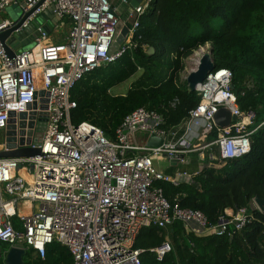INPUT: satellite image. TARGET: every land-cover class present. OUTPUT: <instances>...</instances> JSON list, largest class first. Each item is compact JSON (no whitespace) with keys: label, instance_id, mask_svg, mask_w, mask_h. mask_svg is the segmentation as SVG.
<instances>
[{"label":"built area","instance_id":"1","mask_svg":"<svg viewBox=\"0 0 264 264\" xmlns=\"http://www.w3.org/2000/svg\"><path fill=\"white\" fill-rule=\"evenodd\" d=\"M41 1L0 0V13L18 5L22 16ZM150 1L131 7L121 0L131 24L112 54L109 50L121 21L112 0H43L15 32L51 8L55 19L68 21L64 42L48 43V32L41 24L28 34L34 35L32 46L16 50L13 57L0 42V151L8 150L11 113L14 149L40 151L32 157L0 158V242L30 251L41 260L56 242L67 248L72 264H141L143 250L133 245L145 227L167 229L178 222L194 235L231 238L254 219L252 211L264 216L252 200L237 213L226 210L217 224L210 225L203 213L180 207L177 199L171 203L155 186L156 182L177 184L182 177L191 181L197 173L159 171L153 158L162 156L170 166H177L191 154L204 161L206 150L209 159L221 161L249 152L250 137L264 122L248 128L255 114L239 108L228 69H214L206 76L196 91L198 104L178 126L167 127L162 113L143 107L128 113L112 137L88 122H71L76 107L72 89L93 71L136 51L139 19ZM15 24L1 20L0 34ZM220 108L237 117L228 128L215 124ZM22 113L26 116L20 119ZM138 132L145 135L140 140L135 138ZM211 134L215 137L206 141ZM151 135L161 139L159 146H147ZM212 150L217 152L215 157ZM150 251L161 261L171 246L165 240Z\"/></svg>","mask_w":264,"mask_h":264},{"label":"trees","instance_id":"2","mask_svg":"<svg viewBox=\"0 0 264 264\" xmlns=\"http://www.w3.org/2000/svg\"><path fill=\"white\" fill-rule=\"evenodd\" d=\"M263 14L264 0H151L139 19L135 40L141 38L136 51L93 71L72 89L76 107L70 113L71 122H88L112 137L128 113L143 107L162 113L169 128L180 125L199 102L198 93L190 91L180 78L185 60L208 44L214 69H228L233 74L239 108L255 114L248 128L262 124ZM215 21H220L218 27L213 26ZM148 47L154 48L153 54L146 53ZM139 71V80L125 95L109 93ZM250 141V150L242 157L227 161L206 157L191 181L156 182L155 186L171 203L177 199L180 207L200 211L215 225L226 210L237 213L255 197H264V123ZM252 212L254 219L231 238L194 235L177 222L167 229H141L133 247L143 250L141 264H264V216ZM165 240L171 251L158 261L150 250ZM6 247L0 242L1 253ZM23 260L24 264H72L67 248L56 242L47 247L44 260L30 251Z\"/></svg>","mask_w":264,"mask_h":264},{"label":"water","instance_id":"3","mask_svg":"<svg viewBox=\"0 0 264 264\" xmlns=\"http://www.w3.org/2000/svg\"><path fill=\"white\" fill-rule=\"evenodd\" d=\"M43 1V0H42ZM41 1V2H42ZM128 4L131 7L137 6L138 3H140L142 0H126ZM41 2L34 7V9L30 10L28 13L21 16V9L18 14V16L13 20L15 21L14 27L11 29H8L0 34V42L2 43V46L6 52V54L9 57H13L16 50L19 49H26L31 44L29 42L21 41L23 38L30 34L33 29L40 24L45 18L48 19H55V17L52 14V9L48 8L46 9L41 15H39L35 21H33L27 28L22 29L19 32H15L26 20V18L41 4ZM20 8V6H19ZM44 29L50 30L49 25H45ZM127 26L123 25L121 21H119L117 25V35L115 37V40L113 42V45L110 47L109 53L112 54L118 47L123 43L125 35L127 33ZM34 36V35H33ZM147 54L151 55L154 53L153 47H148ZM214 64L211 58V50L209 48L208 52H205L201 55V57L198 60V63L196 67L187 75L186 77V83L188 86V89L190 91H197L198 87L202 84V82L205 80L206 76L211 73L214 70ZM30 108V107H29ZM10 120L9 125L7 127V151H0V158H25V157H32L35 155H38L40 153L39 149H32V148H17L14 149V138L13 135H15L14 129H15V120H14V114H10ZM25 113H22L19 115L20 119H23L25 117ZM237 117L233 116L230 111L226 108H220L216 115L214 116L215 124L219 128H228L232 122L236 121ZM19 128L21 129L20 134H22V129L24 128V123L21 121L19 123ZM20 144H22V140L20 139ZM161 144V139L156 138L154 135H151L147 146L148 147H154L159 146ZM181 182H189L190 178L182 177L179 179ZM254 203L259 208L260 211L264 212V197L259 198L255 197ZM26 251L20 248L15 247H9L8 250L4 252L3 255V264H24L23 257L25 256Z\"/></svg>","mask_w":264,"mask_h":264},{"label":"rangeland","instance_id":"4","mask_svg":"<svg viewBox=\"0 0 264 264\" xmlns=\"http://www.w3.org/2000/svg\"><path fill=\"white\" fill-rule=\"evenodd\" d=\"M119 1L117 3H115V6H119V9L121 11H123V9L125 8V6H120L118 5ZM20 12V8L18 5H11L6 7L1 13H0V21L1 20H14L18 14ZM220 25V21H215V23L213 24L214 27H218ZM68 33V29L66 27V24L64 22H59L57 24H54L51 26L50 31L48 32V36L49 39L47 42H51L52 40H56L57 42H64L65 36ZM31 44V43H30ZM32 45H30L28 48H30ZM25 49V48H24ZM209 50V46L205 45L202 48H199L198 50H196L191 56H189L186 60H185V68L183 70V72L180 75L181 80H185L187 75L195 68V66L197 65V60H199V58L201 57V55L205 52H208ZM197 62V63H196ZM141 76V71H139L138 73H136L133 77H131L130 79H128L127 81L111 88L109 90V93L113 96H117V95H125L127 93V91L132 88L136 82L139 80ZM186 81V80H185ZM144 133L142 132H138L135 134V138L137 140H140L144 137ZM215 137V135L211 134L206 138V141H210ZM131 143H135V141H131ZM204 156L206 157L207 154L209 155V151L206 150L203 152ZM210 154H212L211 156H216L217 152L215 150H212L210 152ZM192 157V155H186L185 160L188 161L190 158ZM209 158V156H208ZM205 159V158H204ZM153 162H154V166L157 170L159 171H166L170 168V162L167 160V158L159 156L157 158H153ZM179 166V167H178ZM180 165L178 164L177 166H175V170L180 169ZM170 170V169H169ZM29 206V203L26 204V207ZM7 250L9 249V247H6ZM23 258H26V254Z\"/></svg>","mask_w":264,"mask_h":264},{"label":"crops","instance_id":"5","mask_svg":"<svg viewBox=\"0 0 264 264\" xmlns=\"http://www.w3.org/2000/svg\"><path fill=\"white\" fill-rule=\"evenodd\" d=\"M112 1L114 2V5H115V3H117L119 1L118 5L125 6L124 4L121 3V0H112ZM116 8L118 9L119 18H120L121 22L123 23V25L129 27L130 24H131V19L128 16V8H127V6H125L123 11H121L119 9V6H116ZM59 22L60 21H58L57 19L45 18L40 24L43 25V27L47 24V25H49V27L51 29L52 25L57 24ZM61 22H64L66 24L67 29H69L68 21H61ZM49 31L50 30H47V32H49ZM66 36H65V38H66ZM32 37H33L32 34L28 35V36H25L23 38V40H21V41H25V42L31 43L30 39H32ZM48 43H59V42H57L56 40H52L51 42H48ZM209 48H210V46H209ZM191 155H192V157L188 161H185L184 164H179L181 166L180 169L175 170L174 169L175 165H173V166H170V168H169L170 171H172L173 174L176 173V172H180V173L186 172L188 174L193 173V172L195 173L198 169H200V167L202 166L203 161H200L201 159H199V157L196 154H191ZM206 157H208V154H207ZM206 157H205V159H206ZM3 255H4V253L3 252L1 253V251H0V258L1 259H3Z\"/></svg>","mask_w":264,"mask_h":264},{"label":"bare ground","instance_id":"6","mask_svg":"<svg viewBox=\"0 0 264 264\" xmlns=\"http://www.w3.org/2000/svg\"><path fill=\"white\" fill-rule=\"evenodd\" d=\"M197 62H198V60H197ZM197 62H196V63H197ZM195 67H196V66H195ZM202 156H203V155L201 154L200 157H202Z\"/></svg>","mask_w":264,"mask_h":264}]
</instances>
